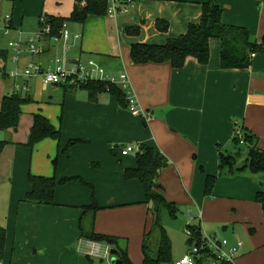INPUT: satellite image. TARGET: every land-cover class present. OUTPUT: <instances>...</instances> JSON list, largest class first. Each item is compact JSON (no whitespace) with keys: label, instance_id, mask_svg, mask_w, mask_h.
<instances>
[{"label":"crops","instance_id":"obj_1","mask_svg":"<svg viewBox=\"0 0 264 264\" xmlns=\"http://www.w3.org/2000/svg\"><path fill=\"white\" fill-rule=\"evenodd\" d=\"M76 1L0 0V11L4 17L11 16L13 25V32L0 38V63H5L7 72L16 67L7 42L19 37L20 31L26 37L37 33L42 15L64 19L81 38L66 42L44 38L37 56L21 54L19 68L31 62L44 69L55 67L62 55L66 60L73 57L68 58V65L93 59L109 76L127 73L147 119L131 113L109 91L93 100L87 88L44 86L38 76L28 81L30 90L22 92L15 87L22 79L0 75V109L6 94L21 92L33 97L22 106L18 128L0 130V139L9 142L0 154V224L6 228L0 264H49L53 246L61 262L67 259L66 264L68 255H74L84 242L88 246L95 242L82 236L81 230L83 207L93 201L100 209L93 221L84 222L85 229L118 237V247L127 250L129 259L143 264L144 238L153 227L155 205L147 202L139 179L125 177L127 168L137 167V151L121 152L129 145L151 146L168 159L157 182L158 191L176 206L174 218L180 215L185 224L188 211L201 212L191 224L200 226L202 237L227 239L230 247L243 242L233 264H264V213L256 200L264 187L263 175L248 169H220V152L233 149L236 123L252 133L257 147L264 149V51L252 54L247 68L226 69L221 63V41L213 38L206 64L192 56L181 68L170 62L135 63L131 57L134 43L161 45L185 34L190 24L200 22L208 0H132L128 12L115 18L89 15L85 22L70 18ZM215 1L223 10L224 24L247 29L253 40L262 39L264 0ZM158 20L168 22L167 31L159 30ZM131 27H138L139 33L129 34ZM82 56L88 60L83 62ZM37 84L41 93L49 90V101L43 107L34 96ZM58 92L62 97L56 99ZM36 113L60 128V140L48 137L33 148L27 146ZM30 174L56 177L54 204L23 200L32 189ZM209 176L215 182L207 193ZM164 227L168 231V224ZM95 243L111 250V244ZM80 252L88 261L74 255V264L93 262L92 254Z\"/></svg>","mask_w":264,"mask_h":264},{"label":"trees","instance_id":"obj_2","mask_svg":"<svg viewBox=\"0 0 264 264\" xmlns=\"http://www.w3.org/2000/svg\"><path fill=\"white\" fill-rule=\"evenodd\" d=\"M126 0H121L123 3ZM110 6L109 0H86L85 5H80L76 1L75 9L70 17L74 21L85 22L89 15H107ZM223 10L215 0H208L203 4L202 18L199 23L189 25L188 31L178 37L170 38L165 44L134 43L132 45L131 57L135 63L147 62H170L174 68L184 66L188 57H195L201 64H206L210 59V40L213 38L221 41V63L223 68H247L251 64V56L256 52L264 51V36L260 41L253 40L247 29L228 26L222 22ZM52 26V33L57 34L61 28L64 19L55 18L51 15H45ZM164 24V25H162ZM157 26L161 31L168 30V22L158 20ZM127 32L132 35L139 33L138 27H131ZM90 92L91 99L95 100L101 92L109 91L117 95L121 104L127 107L125 92L116 84H108L103 81H93L83 86ZM33 101L30 93H10L3 97L2 107L0 109V130L9 128L17 129L22 114V106ZM244 142L241 143L238 137L233 138L232 148L242 152L241 145L247 148L246 165L231 167V157H226V151L220 152V169L232 172L236 170L248 169L253 174L263 175L264 180V149L257 147V138L247 130L243 131ZM52 137L60 140L61 131L42 113L34 115V123L31 128L27 146L33 148L41 140ZM9 142L0 139V154ZM71 144V142L69 143ZM168 159L157 149L141 145L137 151V167L127 168L125 177L127 179L137 178L145 187L147 202L158 205V211L155 212L153 227L151 231L145 234L143 243L144 261L143 264H163L172 262V242L164 227L161 218V211L169 209L172 216L176 215V206L168 202L163 194L158 191L157 182L160 171L168 165ZM228 167V169H225ZM29 180L32 185L24 201L33 204L49 205L54 204L55 189L57 179L55 176L44 177L30 174ZM65 179H63L64 181ZM215 177L209 176L206 182L207 193L214 186ZM264 183V181H263ZM256 200L261 204L264 213V187L257 193ZM84 213L81 219L82 236L95 242H106L117 246L120 252V258L124 264H134L128 256L127 250L118 247V237H111L96 233L90 228L85 229L87 221H93L96 212L100 209L96 201L83 207ZM85 220V221H84ZM84 222H86L84 224ZM194 232L192 241H202V232L199 225H191ZM157 230L159 234L158 247L153 249V241L149 242V237L153 231ZM152 240V239H151ZM6 244V228L0 224V258L4 256ZM201 261L200 259L198 260ZM222 264H229L222 262Z\"/></svg>","mask_w":264,"mask_h":264},{"label":"built area","instance_id":"obj_3","mask_svg":"<svg viewBox=\"0 0 264 264\" xmlns=\"http://www.w3.org/2000/svg\"><path fill=\"white\" fill-rule=\"evenodd\" d=\"M109 1L110 6L108 14L110 17L115 18L121 12H128V6L132 0H126L123 3H121V0ZM79 4L85 5L86 0H79ZM39 22L40 29L29 38L24 39L22 37V32L20 31L19 37L9 39L7 45L8 48L13 51L11 61L16 64V67L7 72L6 65L2 62L0 63V75L3 76V74H6L16 80L22 79L24 82L21 85H15V87L22 92H28L30 90L28 81L33 77L38 76L42 78L44 86H48L49 84H64L71 88H79L86 86L93 81H103L108 84H116L125 92L127 108L131 111V113L147 119V113L140 108L138 100L130 88V81L127 73L123 72L118 77L109 76L93 59L88 60L86 63L78 62L73 65L69 64V66L67 64L66 57L63 56L62 58L59 57L56 59L55 67L48 69H44L40 64L35 62L27 64L22 69L19 68L21 54L27 52L32 57L37 56L41 49L40 43L44 38L50 37L52 40L64 42L68 41L70 38H81V34L74 33L69 29L66 21L62 23L57 34L52 33L51 23L45 15H42L39 18ZM12 32L13 25L11 16L4 17L0 11V38L9 36ZM243 131L244 127L242 124L236 123L234 136L238 137L241 143L244 142ZM138 150L139 146L129 145L123 148L121 152L123 155H127L132 151ZM199 215L201 216V212L198 215H195L191 211H188V217L190 220L198 219ZM191 225L193 224L188 223L187 225L188 238H193L194 234ZM91 244H93V247L89 248L87 242H84L80 249L86 250V252H89L92 255L97 254L101 258L109 260L111 255L108 245L102 246L95 242ZM242 245L243 242L238 241L236 246L230 247L227 239H219L216 236L202 237V241L198 242L195 240L192 244L190 252L183 258L177 260L174 264H197L196 261H198L201 255L213 258L216 264L218 262L233 264L237 251L240 247H242Z\"/></svg>","mask_w":264,"mask_h":264},{"label":"rangeland","instance_id":"obj_4","mask_svg":"<svg viewBox=\"0 0 264 264\" xmlns=\"http://www.w3.org/2000/svg\"><path fill=\"white\" fill-rule=\"evenodd\" d=\"M5 7H7V4L4 6V8ZM108 16H109V14H108ZM86 25H88V21H86ZM78 33H80V32H78ZM31 35H34V34H30V36ZM22 37L24 39L29 38L28 36L27 37L22 36ZM62 56H60V57H62ZM70 56H71V53H70ZM68 58L71 59L73 57H67V60L69 61ZM87 60L88 59L85 56H82L83 62H86ZM9 67H11V62H9ZM35 87H36V92L34 93V96L39 99L40 106L43 107L49 101V98H48L49 97V90L46 91V93H41L43 91L41 90L40 85L37 84ZM61 97H62V93L60 94V92H58L54 96V98H56V99L61 98ZM41 101H44V102H41ZM241 146L243 148L242 152L236 151L234 149L226 151V157H229V156L231 157V159H230L231 167H234V166L239 167L241 165L242 166L246 165L245 161H246V156H247V154H246L247 148L245 145H241ZM132 154L135 155L136 153H132ZM225 169H228V167H225ZM154 210H155V206H154ZM179 216L180 215H178V217L174 218V216L170 215L168 213L167 209H165V208L161 211L162 222L164 224H168L169 229L167 232H169V234L172 237V242H173L172 260H173V263L176 262L177 260L183 258L185 255H187L192 248V244L195 242V240H194L192 242V244L189 245L187 225H188V223L191 224V221L196 222L197 219L190 220L188 217V221L184 224L180 220ZM187 216H188V214H187ZM181 226H182V228H181ZM212 236H214V235H212ZM148 240H149V242L153 241V249L156 250L158 247V240H159L158 231L157 230L153 231V234H151V236L149 237ZM111 245H112L111 249H116V247H114L113 244H111ZM50 252L53 254L49 255V264H53V262H58L59 264H64L65 261L67 260L64 258V261L61 262V255L59 254L56 246H53V248ZM180 252H182V253H180ZM74 255L77 256L79 259H80V257H82V259H85V261H88L87 255L80 252L79 248L75 249ZM74 255H68V258H70V259L68 262H66V264H74V262H75L74 258H73ZM91 257H92L93 262L92 263L88 262V264H111L112 255L110 256L109 260L103 259V258H101L99 256H95V255H91ZM199 259L203 260L201 264H216L215 261L213 260V258H211V257L206 258L205 255H201L199 257ZM196 263L198 264L197 261H196ZM163 264H168V263H163ZM217 264H222V262H218Z\"/></svg>","mask_w":264,"mask_h":264},{"label":"water","instance_id":"obj_5","mask_svg":"<svg viewBox=\"0 0 264 264\" xmlns=\"http://www.w3.org/2000/svg\"><path fill=\"white\" fill-rule=\"evenodd\" d=\"M155 212L158 211V205L155 206ZM88 242H90L88 240ZM107 246V245H105ZM110 254L112 255L111 257V264H124V261L120 258V252L117 249H111Z\"/></svg>","mask_w":264,"mask_h":264},{"label":"bare ground","instance_id":"obj_6","mask_svg":"<svg viewBox=\"0 0 264 264\" xmlns=\"http://www.w3.org/2000/svg\"><path fill=\"white\" fill-rule=\"evenodd\" d=\"M90 247H93V244H89ZM96 247H98L97 245H95Z\"/></svg>","mask_w":264,"mask_h":264}]
</instances>
